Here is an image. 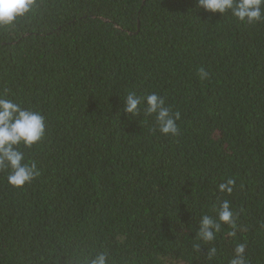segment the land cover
Masks as SVG:
<instances>
[{
  "label": "trees",
  "instance_id": "obj_1",
  "mask_svg": "<svg viewBox=\"0 0 264 264\" xmlns=\"http://www.w3.org/2000/svg\"><path fill=\"white\" fill-rule=\"evenodd\" d=\"M5 90L46 130L21 146L39 177L14 188L0 171V264H73L104 249L110 264H228L239 243L264 264V19L195 0H37L0 28ZM127 91L162 95L179 134L124 113ZM228 178L233 192H219ZM225 199L236 227L222 225L209 262L212 245L192 248L195 228Z\"/></svg>",
  "mask_w": 264,
  "mask_h": 264
},
{
  "label": "clouds",
  "instance_id": "obj_2",
  "mask_svg": "<svg viewBox=\"0 0 264 264\" xmlns=\"http://www.w3.org/2000/svg\"><path fill=\"white\" fill-rule=\"evenodd\" d=\"M37 0H0V28H9L32 12ZM196 8L207 13H230L236 20L253 24L264 19V0H195ZM200 79H207L208 72L199 69ZM123 112L131 117L143 116L154 118L155 127L162 135L176 136L179 134L177 121L179 112H173L166 105L165 98L151 92L137 95L134 91H127L122 98ZM46 130L45 116L41 111L32 107H24L21 103L8 98V92L0 93V171L6 170V182L14 188H22L39 177L40 172L34 161H28L21 146L30 148L38 144L44 137ZM235 187V180L228 178L217 185L221 193L231 194ZM215 208V217L202 214L195 228L192 248L199 252L201 244L212 245L206 252V260L214 261L218 250L213 242L217 234L222 231V225L236 227L237 214L232 210L227 199L219 202ZM234 237L235 231L227 233ZM246 245L236 244L228 264H248L245 254ZM73 264H110V254L104 249L94 255L75 258Z\"/></svg>",
  "mask_w": 264,
  "mask_h": 264
}]
</instances>
